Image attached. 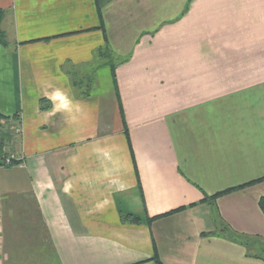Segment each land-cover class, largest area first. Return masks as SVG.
<instances>
[{"label": "crops", "instance_id": "obj_1", "mask_svg": "<svg viewBox=\"0 0 264 264\" xmlns=\"http://www.w3.org/2000/svg\"><path fill=\"white\" fill-rule=\"evenodd\" d=\"M0 9V113L22 121L25 157L0 167V264H155L154 244L162 264H264V0ZM29 197L48 244L22 256L4 220Z\"/></svg>", "mask_w": 264, "mask_h": 264}, {"label": "rangeland", "instance_id": "obj_2", "mask_svg": "<svg viewBox=\"0 0 264 264\" xmlns=\"http://www.w3.org/2000/svg\"><path fill=\"white\" fill-rule=\"evenodd\" d=\"M6 17L7 16H5V18ZM6 21L7 23H4L3 21L1 29L6 33V37L8 40L10 27L8 22L11 21L9 16L7 17ZM9 44L11 47V43ZM111 61H114V59H112ZM96 76L97 81H101L99 83L100 86H103V84H107L109 82L110 90L104 89L103 87V89L101 90V92L105 94V96H103L105 100V112L108 115L111 110V99H109L107 96L112 92V76L110 68L100 70L95 75V77ZM102 81L104 83H102ZM36 208L37 207L32 197H29L24 200H15L10 213L6 216L4 220L7 227V231L4 235L5 240L7 242L6 245L8 246V249L14 250L18 254L20 253L22 256L28 251L30 253H33L32 249H38L39 245L43 247L44 243L46 242L45 239H47L48 237V232L46 228H44L41 218L37 214ZM255 251L259 252L256 249Z\"/></svg>", "mask_w": 264, "mask_h": 264}, {"label": "trees", "instance_id": "obj_3", "mask_svg": "<svg viewBox=\"0 0 264 264\" xmlns=\"http://www.w3.org/2000/svg\"><path fill=\"white\" fill-rule=\"evenodd\" d=\"M6 11H4V10H1L0 9V45L2 46V47H4V48H9L10 47V44H9V42H8V40H7V35H6V33L1 29V26H2V23H3V21H4V19H5V16H6ZM107 44V43H106ZM106 47H108V46H106ZM104 52H106V55H108V53L111 55V53L109 52V49L108 48H106L105 49V51ZM113 59V58H112ZM111 58H110V60H112ZM111 72H112V81H113V84H114V88L116 89V91H117V80H116V75H115V66H114V63L111 61ZM0 118H3V119H12L13 120V122H14V124H18V122L20 121V118L19 117H17V116H15V117H7V116H4V115H2L1 113H0ZM126 136H127V139L129 140V136H128V131L126 130ZM262 180V179H261ZM260 180V181H261ZM138 185H139V188H140V190H141V183H140V179H139V176H138ZM232 190H234V189H230V190H226V191H223V192H220V193H217L216 195H214V196H212V197H210V198H206V200H212L213 202L217 199V198H219V197H221V196H223V195H225V194H227V193H229V192H231ZM35 202V201H34ZM35 205H36V211H37V214L39 215V217H40V213H39V209H38V205H37V202H35ZM259 205H260V208H261V210L263 211V213H264V197H262L261 199H260V202H259ZM184 208H181V209H178V210H176V211H173V212H179V211H181V210H183ZM173 212H171V213H169V214H172ZM161 217V216H160ZM160 217H155V218H150V219H148V223L149 224H151V222L153 221V220H156L157 218H160ZM128 219H130L132 222H134V223H139V219L138 218H134V217H128ZM220 235L221 236H224V237H227L229 240H232V241H234V242H238V243H241V244H243V245H245L246 247H248L249 246V242H248V240L245 238V237H243L242 235H238V234H236L234 231H232L230 228H228V227H223V229L221 230V232H220ZM48 238V237H47ZM46 241H47V239H45ZM47 243V242H46ZM48 244V243H47ZM154 248H155V255H154V258H153V260H154V262H155V264H162L161 263V261H160V259H159V257H158V253H157V249H156V246H155V244H154ZM260 257H262L263 259H264V255H262V256H260Z\"/></svg>", "mask_w": 264, "mask_h": 264}, {"label": "built area", "instance_id": "obj_4", "mask_svg": "<svg viewBox=\"0 0 264 264\" xmlns=\"http://www.w3.org/2000/svg\"><path fill=\"white\" fill-rule=\"evenodd\" d=\"M22 139L21 120L18 124H14L12 119L0 118V167H22L24 165Z\"/></svg>", "mask_w": 264, "mask_h": 264}]
</instances>
